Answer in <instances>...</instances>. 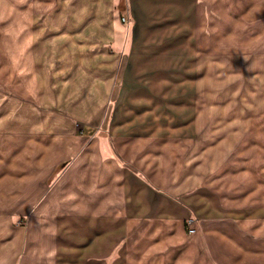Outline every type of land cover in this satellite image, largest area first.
I'll use <instances>...</instances> for the list:
<instances>
[{"label": "rangeland", "instance_id": "374dc122", "mask_svg": "<svg viewBox=\"0 0 264 264\" xmlns=\"http://www.w3.org/2000/svg\"><path fill=\"white\" fill-rule=\"evenodd\" d=\"M36 1L37 6H30L31 0H0V237L19 228L26 240L36 224L52 222L58 229L55 242L72 243L83 225V211L94 208L97 198L94 193H52L64 164L59 163L51 177L50 173L58 162L88 151L91 141H109L107 129L117 110L122 68L145 40L136 32L145 13L140 9L135 19L127 0H68L69 6H63L65 0H34L35 5ZM197 2L187 4L186 12L192 23L186 42L194 62L181 76L195 85L183 87L190 92L181 96L187 110L175 122L190 126L176 135L181 149H167L166 157L172 167L178 162L185 188L198 193H163L189 214L174 215L172 210L165 226L145 219L150 221V245H134V253L140 255L117 264H264V0ZM31 28L48 36L38 38L42 65L38 64L37 95L31 97H48L44 64L50 53L45 52L65 44L68 34L63 33H69L71 46L75 40L89 51L103 47L109 59L117 61L111 97L96 102L87 95L91 87L74 79L75 85L66 86L71 100L31 102L24 95L29 86L15 78L20 62L27 61L20 56H26L29 37L24 32ZM175 28H158L155 40L174 35ZM110 31L115 35L108 36ZM180 56L182 62L184 55ZM170 103L167 112L173 108ZM93 126L94 134L89 130ZM207 191L211 193H203ZM104 200L120 205V194L98 198V205ZM192 228H198L196 237ZM176 238L188 242L168 245ZM191 239L196 243L190 245ZM123 247H117L118 254ZM149 254L150 260L143 262ZM103 262L113 264L110 257Z\"/></svg>", "mask_w": 264, "mask_h": 264}, {"label": "crops", "instance_id": "0c3cea01", "mask_svg": "<svg viewBox=\"0 0 264 264\" xmlns=\"http://www.w3.org/2000/svg\"><path fill=\"white\" fill-rule=\"evenodd\" d=\"M127 1L135 19L138 18V11L143 8L145 18L136 32L139 31L138 38L141 36L145 40L138 43L139 52L133 59L129 57L122 68V86L116 99L117 110L113 113L107 129L109 141L103 142L99 138L91 141L88 151L79 152L74 160L58 162L50 173L51 177L59 163L64 164L58 176L61 177L52 193H94L97 198L94 208L89 206L85 209L87 211H83V225H79L72 243L63 239L55 242L54 230L58 229L52 222L36 224L26 240L21 237V229L11 228L13 233L9 236L12 237H0V264H104L103 260L108 257L113 264L130 261L135 255H140L134 253V245H150V237H147L151 229L150 221L145 219L161 221L165 226L170 219V211L173 210L174 215H180L179 212L189 214L186 208L163 193H198L191 190V187L185 188L181 171L176 168L178 162L172 167L170 158L166 157L167 149H181L182 142L177 141L176 135L183 130L187 132V126H190L188 124L182 127L175 122L187 110L186 102H182L181 96H189L190 92L183 87L195 85L192 79L185 81V77L182 79L181 76L186 68L192 67V61L194 62L193 57H190L192 48L186 42L192 34L189 31L192 28L191 19L186 14L187 4L196 6L198 2ZM62 2L63 6L70 5L68 0ZM29 4L37 6V1L36 5L34 0ZM108 4L111 5V1ZM155 7L162 9H154ZM66 11L62 9V13ZM67 17L69 18L68 14ZM169 18H172V22ZM144 22L147 24L145 27ZM164 26H174L177 31L174 35H164L157 42V30ZM18 32L17 37L21 39L22 32ZM26 32L24 33L29 37L28 46H25L26 56L21 55L20 60L26 58L27 61L20 62L21 66L15 73V78L16 81L23 80L29 86V94L25 92L24 95L29 96L31 102L53 99L60 101L63 98L71 100L70 90L66 86L75 85L71 82L74 79L78 84L91 87L87 95H91V99L96 102H106L111 97L117 82L119 64L114 58L109 59L110 55L103 47L94 46L93 51H89L75 40L71 46L69 33H63L68 34L62 42H65L64 45L52 47L51 51L45 52L50 53L44 64L48 71V80L45 81L48 97H31L37 95L38 89V38L48 36L39 34L38 28H31ZM109 34L108 36H114L115 32L110 31ZM116 35L118 38V32ZM61 39H64V35ZM20 49L23 50L22 47ZM180 54L184 55L182 62ZM41 65L42 63L39 64ZM167 103L173 107L170 112L166 111ZM91 128L89 130H93L94 134L96 126ZM77 150H81L80 146ZM33 182L36 183V180L33 179ZM33 186L36 189V184ZM118 194L120 205L114 206L112 200H104V205H98V198H111ZM86 214L88 219L85 218ZM156 228L159 229L160 225ZM197 229L192 228L191 235H197ZM187 239L176 238L167 243L172 247H181L187 244ZM191 240L190 245L193 241L196 243ZM119 245L124 247L118 254ZM149 256L151 255H146L142 261H149ZM176 260L183 259L177 257Z\"/></svg>", "mask_w": 264, "mask_h": 264}]
</instances>
